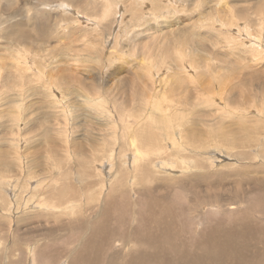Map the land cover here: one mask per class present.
Instances as JSON below:
<instances>
[{
    "label": "rangeland",
    "instance_id": "1",
    "mask_svg": "<svg viewBox=\"0 0 264 264\" xmlns=\"http://www.w3.org/2000/svg\"><path fill=\"white\" fill-rule=\"evenodd\" d=\"M223 86L234 88L228 104ZM261 93L264 0H0L1 264H68L91 235L88 220L110 205V217L119 216L113 234L104 222L109 245L113 237L142 239L143 216L157 217L161 207L198 233L218 226L243 240L249 225L264 230L255 199L264 195H256L264 187ZM188 96L182 107L178 98ZM167 101V152L138 166L129 133L157 128L163 114L154 107ZM125 111L137 119L133 128ZM177 130L189 170L163 164L178 147ZM100 133L117 141L110 156L95 145ZM218 133L224 137L214 141ZM146 162L151 171L142 172ZM70 189L80 200L73 210L58 204ZM245 211L256 222L242 225ZM76 232L82 239L67 241ZM44 245L56 259L33 261L30 249L40 254Z\"/></svg>",
    "mask_w": 264,
    "mask_h": 264
},
{
    "label": "bare ground",
    "instance_id": "2",
    "mask_svg": "<svg viewBox=\"0 0 264 264\" xmlns=\"http://www.w3.org/2000/svg\"><path fill=\"white\" fill-rule=\"evenodd\" d=\"M141 2L144 3V1H141ZM180 57L183 61L186 59L187 56L185 53L181 52ZM149 71L152 72V70H149ZM210 89L215 91L212 87ZM233 90L234 88L232 86H223L220 89V91H218V93L222 97L223 103L228 104L226 102L228 94H231ZM261 95H264V93H261ZM183 97L178 98L179 99L178 103L182 107H187L188 104L191 103L189 100H191L192 96H188L186 99H183ZM248 104L249 103L247 102H243V103L238 104V106L241 108H245ZM167 106H168V101L165 105L160 106L159 108L154 107L156 111H159L163 114V117H161V119L157 121L159 123V125H156L157 128L148 129L146 132L140 134L141 130L145 128L142 126V127L133 129V131L129 133L130 134V141H129L130 147L133 153H135V158H136L135 164L136 165L139 166V163H142L143 160L146 158H147V162L152 160V158L150 157V154L152 155L160 154L161 155L167 152V150L165 151L161 147L163 143L169 142L171 140V138L169 139V136L171 137L170 133L166 131L168 122L165 123L166 118L164 117V113H163L167 111V109L165 108ZM147 114L146 115L143 114V115L149 120L148 124L151 125V123L156 120L154 118H150ZM126 116H127L125 118L126 120L123 119V122L126 121L128 123L127 129L129 128L130 125L133 128L136 123L134 120H137V119H134L132 114L128 111L126 112ZM164 123H165V128L163 127ZM239 133H238V136H242L241 133L240 134ZM111 135L114 136L115 138L116 132L114 131L113 133H110V136ZM174 135L175 136H174L173 144L178 145V147L168 152L169 154L172 153V156L167 154V156L171 160H168L167 162H163V164H166V165L177 164V165H181L183 169L186 168L187 170H189V166H190L189 162H186L187 161L186 155L182 153L184 150V144L182 143V140H181L180 131L179 130L175 131ZM238 136H237V139H238ZM220 137H224V133H221V134L218 133V134L213 135L214 141H216L217 138H220ZM111 140L113 141V139ZM138 140L144 144H149L150 142L154 143L155 147L150 151H147V150L145 151L144 149H142V147L137 145L139 143ZM193 141H194L193 137H190L188 140L190 144ZM239 141L241 142L242 140H239ZM113 143L114 144L108 141L107 135H103L102 137V133H100V137L97 140H95V145L101 147V151L104 150L105 156H107V154L108 155L111 154L108 151L110 150L112 146H116L117 141H113ZM104 146H106V148L108 149H102L104 148ZM172 159H175L177 163L174 162ZM147 162L146 164L141 165L142 172L151 171L150 164H152V162L150 163H147ZM148 175L149 174H146L144 176H148ZM188 178H189L188 176L183 177L182 180L185 181ZM262 191H264V187L260 189V191H258L256 195H260ZM147 192L151 193L148 190ZM182 192L185 193V191H182ZM74 194H75L74 191L70 189V191L68 192V197H64V195L61 196V198L63 197L64 200L61 199V201L58 202V204H60V207H66L68 209L69 207H72V210L75 209L76 202L78 201L80 202V200H78L76 198V194L75 195ZM255 199L258 200V203L256 205L257 206L256 210L264 214V195H263V198L261 199H258V198H255ZM163 203H165V200ZM36 206L41 207L40 204ZM118 206L119 204L117 205V207ZM109 207L107 206L106 209L102 210L100 213L101 216L99 215V218L96 219L95 221L88 220L91 226V235L88 234L84 237V239H82L81 234L79 232H76L67 238V241H71L72 243L80 241L82 239L81 242L79 243V247H80V249H78L79 251L77 250V252H75V255H73L69 259L68 264H264V230H258L255 228H251L250 225L249 227L244 228V231H243L244 239L243 240L246 242H243V240H239L235 237V234L238 232L237 229L225 230L223 228H219L218 226H211V227L209 226V227H204V229H202V231L198 233L197 230L193 231L188 225L184 224V222H181L180 215H177L171 212L170 209L165 208V207H161L159 209V213L157 217L149 215L150 213L147 214V216H143V223H144L143 230H141L138 233L139 235L143 236L142 239H126L125 238L121 240L120 238H118V240L116 241L115 237H113L114 239H112L113 241H111L109 245L110 238L109 237L105 238V233L106 231H108V229L105 226L104 222L108 223L109 226L112 227L109 229V231L111 234H113L115 233L117 229V226L115 223L119 216V213L118 215L114 213V216L111 218L110 217L111 209ZM248 212L249 211H245L243 214H241V216L244 218L243 219L244 221L241 222L242 225L245 222L254 221L252 220L253 218H249ZM102 214H104V216H102ZM166 215L176 217V219L166 220L164 218V216ZM136 216L138 220H142L141 214L136 215ZM128 218H129V215H128ZM190 220H191V216H188L187 219L183 221L188 223ZM78 221L80 222L81 220H78ZM257 222H259L260 225H262V227L264 226V222H261L258 220ZM140 223L141 222L139 221V225ZM177 224H179L182 229L177 228L176 227ZM83 225L84 227L86 226L85 224ZM83 225H80L81 227L79 228H84ZM149 229H152V230H149ZM133 235L134 233H132V237ZM77 236H78V239H77ZM145 238H147L148 241L144 240ZM72 239H74V241ZM258 239H261V241H259ZM61 241L64 245L66 244V242H63V240ZM117 242L118 243L120 242L119 245L121 247L119 246V249L121 250L125 251L126 249L130 248L132 243H133L134 249L125 255H121L119 249L114 248V244L116 245ZM54 245H56V242L54 244H51V247L55 248L56 246ZM44 246H45L43 248L44 251H41V249L39 250L40 252L38 253L40 254H37L35 252V249L33 248L30 249V253L32 254L33 261L34 260L37 261L38 259L37 256L39 255L40 256L45 255V258L50 259V260L56 259V257L52 253L51 254L49 253V249H52V248L46 247L47 245H44ZM26 252L28 253L29 250H27ZM19 253L23 254L25 253V251L20 249ZM9 264H13V261H11ZM15 264H20V262L17 261Z\"/></svg>",
    "mask_w": 264,
    "mask_h": 264
}]
</instances>
